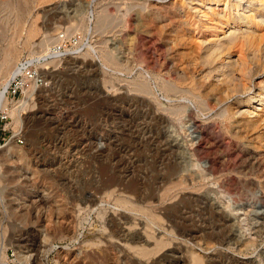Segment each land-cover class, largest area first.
<instances>
[{
    "label": "rangeland",
    "instance_id": "rangeland-1",
    "mask_svg": "<svg viewBox=\"0 0 264 264\" xmlns=\"http://www.w3.org/2000/svg\"><path fill=\"white\" fill-rule=\"evenodd\" d=\"M191 6L201 5L0 0V92L6 66L36 60L42 74L29 107L22 105L25 91L18 105L8 100L9 120L0 121V129L7 124L0 150L14 142L24 154L0 168V264L3 252L7 264H20L17 252L30 264H194V257L264 264V225L244 222L246 212L264 209V146L234 142L237 120L220 117L225 106L259 103L231 93L222 105L218 94L206 95L199 82L216 73L197 39H213L210 28L221 20L203 18L208 28L196 30ZM149 16L157 22L145 27ZM254 27L264 38V27ZM61 34L67 41L60 45ZM250 38L255 45L247 43L244 53L254 65L264 47ZM58 46L65 53L52 63L47 56ZM262 81L254 79L256 92ZM193 122L209 137L196 156L200 130L192 133ZM168 140L176 143L174 155ZM207 160L216 168L203 176ZM177 170L194 181L186 192L172 190Z\"/></svg>",
    "mask_w": 264,
    "mask_h": 264
},
{
    "label": "bare ground",
    "instance_id": "bare-ground-1",
    "mask_svg": "<svg viewBox=\"0 0 264 264\" xmlns=\"http://www.w3.org/2000/svg\"><path fill=\"white\" fill-rule=\"evenodd\" d=\"M186 1H189L192 3H200L201 6H199V7H201V8L210 7L209 9L204 10V11L200 10L199 7H192L191 6L189 8V11H193V15L195 17L197 16L198 20H199V24L194 29H196V30L199 29L200 24H201V27H203V29L208 28V26H207L208 21L210 22V20H211V18H209V17L218 16V18L221 20V23L218 24L219 27H213V28L211 27L210 28L214 32L212 34L213 39H211V40L205 39L204 34L201 35L197 39L199 47L201 49L205 50L204 53H206V56L208 55L207 58H209V59L207 60V62L214 64L213 71L216 73V76H211L209 73V75L205 76L203 80L202 79L200 80L197 78L198 80H200L199 83H201V85L204 88V91H205L207 96H209V95L211 96V94H218V96H221L219 98L222 99V105L224 102L225 103L227 102L228 98L231 96L230 95L231 93H238V94L241 93V94H248L249 96H252V100H255L256 102H258L259 105H256L253 108H251L252 107L251 106L250 107L251 109H250L249 108V101L248 102L245 101V102H247L245 104V105H247L246 107H240L242 104L240 105L237 103H236V105H237L236 107L231 108L230 106H228V107L225 106V108L222 112V115L220 116V113H221L220 112L219 116L222 117L223 119H226L227 121H231V122H232V120H234V121L237 120L236 124H238L237 127L240 130V132H239L238 137H236L234 139L235 140L234 142H242V140H247L251 144H254L255 146L257 145V147L258 146L263 147L264 146V58L261 59L262 56L259 57V55H258V58H260V59H258L256 57V60L258 59L256 61V63L253 59L254 65H250L251 63L249 64V62H248L249 59L248 60L246 59V56H245L246 52L244 53V50H245L244 48H246L245 47L246 44L249 43L250 40H252L250 37H254V36L257 38L256 40L260 39L262 44H260V43L259 44L262 45L261 47H264V42H263L264 38H261L260 37L261 35L259 33H258V35L256 33L254 34V30L252 31V27H254V25H255V27H256V25L259 27L260 26L264 27V0H182V3L184 4V3H186ZM220 4H222L224 6L223 10H221V11L219 10L217 12L212 8L214 6L219 7ZM181 7H183V5H181ZM61 15H63V14H61ZM63 17H64V15H63ZM203 18L207 19V24L205 22H203V20H202ZM143 20H144L143 26H145V27H146V23H149L150 24L149 26L151 27V25H155L157 22V20H155V18L150 19V16H149V18L146 17ZM225 20H226V22H225ZM111 22H113V21H111ZM144 22H146V23L144 24ZM217 23H218V21H217ZM160 26H162V25H160ZM200 29L202 30V28H200ZM28 35H30V33ZM159 36H160V34H159ZM184 41H185L184 37H181V43H183ZM257 42H259V40ZM254 43H255V41H254ZM254 43L253 44L249 43V45H251V47H252V45H255ZM257 44L258 43H256V46L259 45V44L258 45ZM179 46H180V44H179ZM249 48L250 47H248V49ZM257 48L259 49V46ZM257 48L254 50V52L257 51L256 53H258ZM263 50H264V48H263ZM64 53L60 52L58 50V48H55L53 53H51L47 57L52 58V60H53L52 63H53V62L58 61V58L61 57ZM252 54L254 55V53H252ZM263 54H264V52H263ZM108 57H109V55H108ZM111 57H112V55H111ZM236 57H237V59H234ZM110 60H111V58H110ZM108 61H109V59H108ZM111 61H113V59ZM8 62H6V63L8 64ZM197 62H198V60H197ZM106 65H108V64H106ZM118 66H120V65L118 64ZM12 67H13L12 65L10 67L6 66L7 70L5 68V72H4L5 83L2 84L3 88L1 87L2 90L0 92V117H1V114H3L4 111H6L7 105L9 103L8 97H7L9 87H10L12 81L14 80V78L20 73L21 67L20 68L19 67L18 68H12ZM40 75H42L41 72H40ZM40 75L38 74V77H40ZM38 77L36 79H34L31 90L26 91L27 99L25 98L26 100H24L22 102V105L24 107L25 106L27 108L29 107L28 103H30V101H32L30 99H31V97H33V94H31L30 92H32L34 90V87L39 89V87L36 83L38 80ZM257 77L263 78L262 84H261L258 92H256L255 87L253 85V81ZM211 78H213L212 81H210ZM193 80H194V78H193ZM196 83H197V81H196ZM193 86L197 87L196 84H194ZM232 87H234V88H232ZM147 91H148V93L146 92L145 95L148 94V96H149V95L153 94V93H151V91L149 92L148 89H147ZM18 103H20V102H17L15 105H18ZM228 105H229V103H228ZM21 108H23V107L21 106ZM22 110H24V108ZM167 111L168 110H166V112ZM189 112H191V111H189ZM18 113H19V110H18L17 114ZM15 114H16V112L14 110V113L12 115H10L12 117V119L14 118V122L19 123V121H22L21 118H19V116L15 115ZM23 114L24 113H22V115ZM233 125H235V124H233ZM195 128L199 129L200 131L197 132V134H198L197 140L198 141L195 142L196 144L194 143L195 144L194 146L196 149L194 150L193 155L191 154L192 156L197 155V153L200 151V147L202 146V144L205 141H207V139L209 138L205 133V131H206L205 128L202 129V127H200L197 122L191 123L189 129L193 130L192 133H194V131H196V130H194ZM13 143L14 142H10V144L8 145V147H6V149L0 150V168H1V166H3L2 163H8L17 157L22 158L24 156V154L22 152H20L18 149H16V147L14 146ZM226 144H227L226 142H221V145H226ZM257 147H255V148H257ZM176 148H177L176 143L168 140V151H170L172 155H174L176 153V151H175ZM204 164L205 165H204L203 176H205V173H207V172L211 173L212 170H215V168H216L214 161L207 160V161H205ZM183 174L181 172H179L178 170H177V172H175V176H176V179H178L179 184L172 185V190H175V191L179 190V191H185V192L188 191V189H189L188 183H191L194 181H192V178L186 177ZM222 183H223V181L220 183V186L222 185ZM215 209H216L215 210L216 213H218L219 215H221V214L223 215L224 209L222 207L216 206ZM248 209H250V208H248ZM244 215H245L244 222L248 223V221L254 220L255 226L257 228L264 225V209L259 210L258 208L254 207V209L252 211L250 210V211L246 212ZM219 218H222V217H219ZM240 219H241V217H240ZM224 222H226L228 224L231 221H230V219L226 218L224 220ZM228 226L230 227L229 224H228ZM151 240H153V239L151 238ZM228 242H230L229 244L231 246L230 237L228 238ZM148 253L142 252V254L145 257H147L149 255ZM2 258L4 259L3 264H7L8 259H7L4 252H3ZM15 260L17 262H19L20 264H30V259L26 255L22 254L21 252H17ZM193 263L194 264H203L204 262L201 259H199V257H197V258L194 257Z\"/></svg>",
    "mask_w": 264,
    "mask_h": 264
},
{
    "label": "built area",
    "instance_id": "built-area-1",
    "mask_svg": "<svg viewBox=\"0 0 264 264\" xmlns=\"http://www.w3.org/2000/svg\"><path fill=\"white\" fill-rule=\"evenodd\" d=\"M58 43H63L67 41V37L65 35H59L58 37ZM58 50L61 52V47L58 46ZM35 62L32 61H25V63L21 64V68H20V73L14 78V80L12 81L8 93H7V97L8 100L11 102V104H16L18 101H20V98L22 96H25V91H27L28 89H30L33 85V81L34 79H36L38 77V70L36 69V67L38 66V63L36 62V60H34ZM37 85L38 87H40V85H42V79L41 76L38 77L37 80ZM9 120V116L3 114L0 117V121L1 123L3 121L7 122ZM7 124L5 123L4 126H1L0 131L4 134L7 132ZM23 131L20 130L16 139L18 141V143L20 145L24 144L23 141V135H22ZM5 140V139H3ZM0 147H1V141H0Z\"/></svg>",
    "mask_w": 264,
    "mask_h": 264
}]
</instances>
